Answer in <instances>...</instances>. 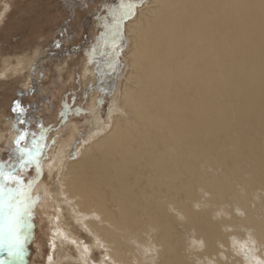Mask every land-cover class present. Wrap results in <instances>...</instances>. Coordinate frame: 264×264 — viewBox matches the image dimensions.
<instances>
[{
    "label": "bare ground",
    "instance_id": "6f19581e",
    "mask_svg": "<svg viewBox=\"0 0 264 264\" xmlns=\"http://www.w3.org/2000/svg\"><path fill=\"white\" fill-rule=\"evenodd\" d=\"M124 30L113 94L96 63L65 72L87 136L71 118L50 137L31 192L47 258L35 232L24 258L264 264V0H146ZM31 56L7 55L0 76L28 86Z\"/></svg>",
    "mask_w": 264,
    "mask_h": 264
},
{
    "label": "rangeland",
    "instance_id": "374dc122",
    "mask_svg": "<svg viewBox=\"0 0 264 264\" xmlns=\"http://www.w3.org/2000/svg\"><path fill=\"white\" fill-rule=\"evenodd\" d=\"M104 1L107 0H0V16L2 15L0 17V70L3 62L1 60L12 57L11 60L14 62V57L22 55L32 57L31 54L35 48H39L42 53V58L40 57L34 62V67H32L30 72H25L31 79V83L28 86H23L25 77L22 78V75H11L5 78L0 76V136L2 137V141L0 140V162L8 161L12 156V149L7 148V145L16 136V130L12 126V121L15 117L10 111L14 100H20L28 109L26 115L28 124L25 126L17 125V128L28 127L30 131L39 134L41 126L43 127L45 132L43 144L45 146L42 155L48 146L47 143L50 141V137L62 129L61 127L64 126L66 119L73 118L76 120L78 131L81 134L80 138L82 137L81 140L87 136L84 115L82 116L78 112L80 108L77 107L81 100L80 96H77L79 86H67L69 85V80L66 73L68 71H77L82 62L93 63L88 58V52L98 42L95 40L96 30H98V20L103 15L101 10L104 7L101 4ZM124 38L127 43L125 32ZM56 44H60L61 47L57 48ZM123 50H121L122 56L124 54ZM121 55L116 63L117 66L115 65L107 71L110 72V75H108L110 78L108 76L102 77V80L107 81L106 84L108 86L110 85V79L114 80L115 75L123 70V64L120 65L123 60ZM57 67H63L61 78L58 77L59 71ZM115 70L118 72L113 76ZM96 72L98 77H100L101 70ZM104 85L102 82L97 88L100 89ZM114 87L115 85H110V90L102 88V91L113 94ZM46 91L49 92L47 93ZM82 97L83 95H81ZM106 102L107 100H103L100 106L103 118H105L108 108ZM66 104L69 114L64 112L66 111ZM71 108L72 111H70ZM9 128L14 131L15 135L10 133L11 130ZM80 138L77 137L76 139L77 147L79 146ZM74 152L75 149H72L71 159H73ZM45 173V170L41 167L40 178L32 186L30 192L39 182H49L48 179H45ZM35 175L36 170L34 167L26 170L24 173L25 183ZM36 228H33L32 232H35L36 238L39 237L37 239H39L38 242L45 253L43 256L46 259L48 245L45 243L46 239H42L45 237V230L43 228V231L39 232ZM80 234L85 236L83 232H80ZM0 256H6V254H0ZM36 257L30 260L29 257L23 258V261L17 262V264H43V257L38 254ZM93 258V262L96 264L104 259L107 260L104 252L100 253L96 250Z\"/></svg>",
    "mask_w": 264,
    "mask_h": 264
},
{
    "label": "snow or ice",
    "instance_id": "6c2138e0",
    "mask_svg": "<svg viewBox=\"0 0 264 264\" xmlns=\"http://www.w3.org/2000/svg\"><path fill=\"white\" fill-rule=\"evenodd\" d=\"M141 0H117L101 11L102 27L100 40L88 52L89 60L97 54L108 55L105 49H111L110 59L115 62L121 47L124 25L135 19ZM57 48L60 44L55 45ZM68 106L65 105V114ZM14 115L12 126L16 136L12 148V156L8 161L0 162V264H17L22 262L26 254V245L32 239V220L37 198L32 197L31 188L41 175L42 153L45 132L41 126L39 134L30 131L26 115L28 109L20 100H14L10 108ZM35 168L36 175L25 183L26 170ZM61 238L63 233L59 234ZM75 243V241H73ZM54 251V246H53ZM88 251L87 248L84 249ZM52 256H48L51 264Z\"/></svg>",
    "mask_w": 264,
    "mask_h": 264
},
{
    "label": "flooded vegetation",
    "instance_id": "af4514ba",
    "mask_svg": "<svg viewBox=\"0 0 264 264\" xmlns=\"http://www.w3.org/2000/svg\"><path fill=\"white\" fill-rule=\"evenodd\" d=\"M146 0H141V6L143 5V3L145 2ZM117 2V0H107V1H104L101 5L105 8V7H108V6H112L114 5L115 3ZM140 6V7H141ZM139 7V8H140ZM125 26V25H124ZM97 31V34H96V38L95 40L96 41H99L100 40V37H101V33H103L104 31V28L102 27V21H101V16L98 20V30ZM124 32L123 31V37H122V40H121V47L120 49L118 50V55H117V59L115 62H113L110 57L112 55L111 53V49H105V52H107L108 55L106 56H100L99 54L96 55V57L94 58L95 60H91L93 63H96V66L97 68L100 67L101 70L103 71H107V70H110L111 68H113L116 63L118 62V59L120 58V55H121V50H123L124 48V43H125V38H124ZM94 44V43H93ZM94 47V46H93ZM100 58V59H99ZM103 60V61H102ZM95 61V62H94ZM117 66V65H116ZM105 67V68H104ZM118 69V68H117ZM116 71L114 72L113 76L116 74ZM117 75V74H116ZM111 80V79H110ZM114 81V80H111V82Z\"/></svg>",
    "mask_w": 264,
    "mask_h": 264
}]
</instances>
